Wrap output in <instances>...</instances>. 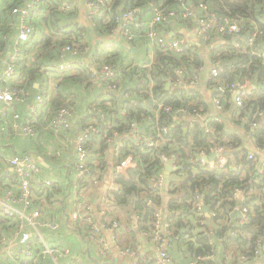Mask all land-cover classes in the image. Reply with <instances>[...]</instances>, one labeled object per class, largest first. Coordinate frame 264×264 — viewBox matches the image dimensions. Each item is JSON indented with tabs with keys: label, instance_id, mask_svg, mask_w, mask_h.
Wrapping results in <instances>:
<instances>
[{
	"label": "trees",
	"instance_id": "trees-1",
	"mask_svg": "<svg viewBox=\"0 0 264 264\" xmlns=\"http://www.w3.org/2000/svg\"><path fill=\"white\" fill-rule=\"evenodd\" d=\"M30 1L0 0V53L7 60L12 56L10 54L6 57L8 46L10 42L19 40V29L23 19L20 17V12H14V9L25 7ZM49 1L40 0L39 7L31 9L24 18L26 23L35 28L28 39L19 40L17 45L20 49L17 71L20 69L26 80L14 81L12 79L7 80V83L28 91L29 95L26 97V102H29L32 99L30 94L34 93V81L32 80L37 76H43L49 70L58 71L59 74L70 73L76 68H78L79 73L74 76L71 75L68 81L61 83L57 93L50 98L40 90L44 85L35 91V95L37 93L40 95L42 92L41 95L43 94L44 100L38 101L37 112L26 120L34 127V133H30L31 135H40L43 133L42 129L44 128L55 130L51 127V121L58 110L64 107L71 110L72 106L74 107L71 94L65 93L72 90L73 84L71 82L73 79L78 80L74 85V89L79 86L93 84L90 80V67L87 64L76 65L75 68L63 72L51 66L53 60L57 61L61 55L64 56L66 53L64 51L65 46L70 45L76 48L79 42L86 39L87 34L85 29L77 27L72 19L64 24L60 15L65 11L60 5H58V9L56 8V0L52 3H49ZM149 1H152L156 6L158 5V7L174 10L176 13H182L184 7L190 6L193 10L196 8L195 11L198 15H204V12H201L199 8L197 9V6L199 3H205L208 5L209 10L221 16L241 18V48L233 43L230 35L218 39L217 31H212L210 42H215L214 46L210 42H203L200 47L192 45L180 53L161 51L157 48L155 61L151 68L137 65L122 67L110 57L107 58L105 53L97 54L98 56H95L97 62L110 64L120 69L123 74L122 84L129 93V97L119 99L113 93L106 94L102 92L99 98L92 102V104L98 103L101 106L103 114L95 116L93 113H87L85 124L92 118L99 119V132L89 135L87 146L95 152H103L106 149L103 134L106 133L109 136L112 134L113 129H117L121 132L123 143L120 153L116 155L117 158H122L129 152L134 153L137 157L138 168L128 171L130 178L120 179L121 189L118 193H114L116 203L125 211L129 224L134 215H139L140 222L146 225L143 229L153 230L152 223L154 222L155 210L148 203L149 199L152 198L158 204H165L166 215L173 222L174 240L179 246L188 251L192 260H198L199 256H213L217 254L218 247L222 249V252H240L247 257V260L259 257L264 254V252L257 253V241L262 240L264 244V166L261 172L254 168L253 161L248 158L251 150L243 147L244 138L242 135L231 132L227 136L224 122L214 123L217 130L216 135L205 131L199 124L187 131L180 130V125L174 124L175 116L172 113L162 111L157 121L161 124H174L170 132L172 141L165 144L162 149L167 151L174 161L178 162L179 167L171 172L170 179L166 182L163 190H159L157 185H154L153 177L163 171L162 162L155 156L153 151L138 146H130L132 139L127 138L126 133L129 131L131 123L142 124L145 131L152 129L154 123L148 118L153 116L157 108L154 99L164 102V105H170L174 109L185 107L192 110L194 103L198 102L199 97L202 95L198 89L187 93L182 92V90L167 89V79L175 77L177 67H185V74L192 75L197 68L209 67L211 64L220 61L219 74L209 81V85L211 87L221 86L225 89L222 92L224 107L231 114L235 113L229 118L230 122L233 126L241 128L245 133L244 136L251 133L255 140L253 143L254 149L263 147L264 119L253 130L250 127L249 120L256 111H264V88L256 89L245 100L242 108H236L232 102L230 86L246 78H250L253 84L258 87L264 85V58L252 52V50L264 49V0H186L182 4L177 0H112L111 11L105 12L103 16L94 15V24L96 28L110 29L114 15L127 9L134 10L136 6L144 5V2ZM122 3L126 4V8H119ZM144 6L148 8L152 4ZM42 9L43 12H40ZM183 24L191 28L194 26L195 21L189 17L180 20L176 24L171 22L161 23L158 28L168 34L174 29V26ZM255 25L262 30V35L251 46L247 43L246 38L254 33ZM57 33L62 34V38H56ZM35 49H38V53L36 52V61L38 62L35 66L28 67L27 57L30 51L32 52ZM204 51H207V54ZM129 76L131 78H128ZM70 79L71 82L69 83ZM133 82L134 84H131ZM150 82L154 83L152 95L146 91ZM3 84L6 83L3 82ZM204 106L208 108L209 103L205 101ZM45 110L48 113L44 120ZM123 111H125L124 114L121 113ZM109 121L113 123L111 128L106 126ZM218 143L243 148L234 156L228 157L226 164L228 169L226 171L223 169L211 171L202 169L195 160L198 152L200 150L211 152ZM233 161H236L241 167L239 171H234L231 168ZM236 188L242 189L245 197L238 200L234 199ZM250 192L252 194L249 195ZM167 194L170 196L166 200ZM197 194H202L205 205L215 215L195 214L192 200ZM247 196L249 199L245 201L244 198ZM245 205L252 206V210L247 213V219L244 220V214L238 208ZM8 219L10 218L8 217ZM10 221L11 219L7 220L0 216V229L4 225L13 227L15 223H10ZM206 222H212V226ZM153 262L155 261L152 259L143 260L140 264H152ZM197 264H217V261L211 259L198 260Z\"/></svg>",
	"mask_w": 264,
	"mask_h": 264
},
{
	"label": "crops",
	"instance_id": "crops-1",
	"mask_svg": "<svg viewBox=\"0 0 264 264\" xmlns=\"http://www.w3.org/2000/svg\"><path fill=\"white\" fill-rule=\"evenodd\" d=\"M53 1L54 0H50L49 3ZM144 3V5L152 4V6L147 8V6L145 7L141 4L134 8L136 15L134 19H132V28L135 37L132 39L134 42H132V40H127L123 37L121 33L112 34L110 29L106 28L105 30L104 28H96L94 16L91 15L86 5V0H56V8L58 9V5H60L65 11L60 15L63 23L66 24L69 19H72V22L75 21L74 24L77 25V27L85 29L87 36L86 39L79 42L76 47L78 52L76 55L72 56L70 52H63L65 53L64 56L62 57L61 55L60 59L57 61L53 60L51 66L63 72L64 70L59 68L61 61L63 59L74 58L76 62L73 68H75L76 65L87 64L91 69L93 65L92 57L98 56L97 54L99 53H105L107 58L110 57L122 67L126 65L139 66V64L153 65L157 47L147 36V24L153 18L155 8L158 7V5H154L152 1ZM125 5V3H122L119 8L124 9L126 8ZM38 7L39 6L36 8ZM40 12H43V9ZM142 21L145 23L144 26L136 25L137 22ZM196 28V23L191 28L186 26V24L180 26L176 25L171 32L166 34L170 38L184 36L187 40H190L189 35L193 32H197ZM46 31L49 32L48 30ZM55 37L62 38V34L57 33ZM18 41L10 42L6 57L10 54H14L16 49L19 48L17 46ZM210 44L214 46L215 42H210ZM36 52L38 53V49L32 50V52L30 51L27 57L28 67L35 66L36 62H38L36 61ZM204 52L207 54V51ZM0 61V84H3L5 65L8 60L2 57ZM43 70L45 69L43 68ZM76 73H79L78 68L72 70L70 73L62 74H59L58 71L49 70L46 72V76L40 75L35 79L33 78L34 93L30 94L32 99H30L29 102L14 101L6 104L0 101V110L6 109L5 113L0 112V149L10 156L16 154H30L40 167L42 179L52 181L53 184L50 187H41L37 190V197L34 199L33 206L41 209V221H55L59 224L57 229H50L46 226H40L38 229L34 226L22 227L21 220L17 216L11 218L12 216L6 215L1 209L0 203V216L7 220L11 219L10 223H15L13 227L4 225V227H1L4 230L0 229V235H4L9 240L8 244H0V264H16L14 256L22 254L28 243L33 245V253L30 256L22 257L26 264H65L66 262H70L71 264H137L134 257L122 255L115 246L113 249H110L105 258H102L97 252V244L89 242L86 239L85 233L78 229L82 226L76 227V223L73 222V213L78 211L76 197L80 195V193H83L86 200L93 205V211L97 221L111 219L113 217L121 223V228L118 230L117 243L122 248H139L147 255L143 260L152 259L155 261L152 264H157V246L149 237L152 229H143L146 225L140 222L139 215H134L132 220L129 221V224L125 211L116 203L115 197H113V200L105 199L104 197L109 190H113V194L118 193L121 189V178H130L129 172L120 173L116 169L118 158L113 147L106 148L103 152L100 151V153L91 150L89 162L92 171L85 182L86 176L80 174V171L76 168L77 150L75 140L80 136L84 128L90 105L94 100L99 98L102 92H104L103 85L92 81V85H83L74 89V85L78 80L73 79L71 82L70 79L69 83L71 82L73 84L72 90L70 92H65L71 94L74 104V107L72 106L71 109L70 129H60L57 132L50 128H44L42 129L43 133L40 135H31L24 133L22 128L14 127V122L16 120L23 126L27 123L26 120L37 112L39 106V93L35 95L37 89H40L44 85L40 90L50 98L57 93L61 83L68 81L71 75L74 76ZM128 78L131 77L129 76ZM19 79L26 80L22 72H20V69L16 72L13 80L18 81ZM69 83L68 85H70ZM131 84H134V82ZM256 86V84L252 85V87ZM181 88L194 90L197 87L184 86ZM167 89L169 88L167 87ZM197 89L202 95L207 97L210 96V92L206 85H202ZM234 93L235 92L232 93L233 104L235 102ZM47 113L48 111L45 110L43 114L44 120ZM16 114H19L20 118H16ZM224 119L223 122L226 124L225 131L227 136L231 133L230 128L236 129V133H239L244 138L243 147L250 148L251 151L254 150V141L251 133L244 136L245 133L241 128L233 126L228 117L225 116ZM243 147H231V149L226 151V154L228 157H232L240 152ZM231 151L235 152L233 154H228ZM233 163H236V161H233ZM94 179H98L99 182L94 184ZM17 182L18 178L12 165L6 161L0 160V200L6 195L7 189H13L15 192L19 193L20 187ZM113 185H118V187L114 188ZM169 196V194L166 195V200ZM150 205L154 207V210L161 206L163 208L164 217L167 220L169 219L166 215L164 203ZM17 206L20 209L24 208L22 203H19ZM104 210L112 217L101 215ZM124 216L125 219L123 221ZM8 217L10 219H8ZM206 223L212 226V222ZM182 232H184V230H182ZM102 235L105 241H112L113 234L109 229H104ZM122 242L126 243L127 247H124ZM46 246L59 249L61 252L68 250L69 255L56 257L50 254L43 257V250ZM172 254L174 259L170 264H190L192 261H197L198 263V260L191 259L188 251L179 246L174 238L172 241ZM241 255L243 254L237 251L222 252V249L218 247L217 254L213 255L211 260L217 261V264H264V254L251 260L241 259ZM143 260H139L138 264Z\"/></svg>",
	"mask_w": 264,
	"mask_h": 264
},
{
	"label": "built area",
	"instance_id": "built-area-1",
	"mask_svg": "<svg viewBox=\"0 0 264 264\" xmlns=\"http://www.w3.org/2000/svg\"><path fill=\"white\" fill-rule=\"evenodd\" d=\"M179 3H185L186 0H177ZM40 0H31L26 4L25 7L15 8L14 12H20L22 19V24L20 28V33L18 35L19 40H26L29 38L30 33L35 29L32 25L26 23L24 18L28 15L31 9L39 6ZM86 5L90 10L91 15L103 16L105 12H110L112 7V0H86ZM204 12V15H198L190 6L183 8L182 13H176L174 10H169L165 7H156L155 14L153 18L148 22L147 36L150 41L161 51H175L184 52L190 46L195 45L194 40H187L184 36H178L170 38L166 33L160 31L158 25L161 23L171 22L176 24L184 18L191 17L196 23V36L195 39L199 40L201 45L203 42L209 43L212 38V31H217L218 39L224 38L230 35L232 38L238 37V41L234 43L238 48H241V18H231L229 16H221L214 11L209 10V7L205 3H199L197 9ZM136 13L132 9H127L114 15L113 23L110 28L112 34L121 33L123 37L127 40H132L135 37L134 30L132 28V19H134ZM264 21V16H263ZM111 22V20H110ZM144 22H137L136 25L144 26ZM262 35V30L255 25L254 33L246 38L249 45L253 46L257 39ZM65 52H70L72 56L76 55L77 49L67 45L64 47ZM253 53L258 54L264 58V49L255 51ZM20 57V49L17 48L15 53L12 54L10 59L7 61L4 70L3 82L6 84H0V101L9 104L14 101L26 102V97L29 95L28 91L18 86H11L7 83V80H12L17 72V60ZM93 58V65L90 69V80L95 83H100L104 87V93L114 94L119 99H124L129 97V93L123 87L122 78L123 74L119 68L106 64L97 62L95 56ZM0 60H2V55L0 53ZM76 60L63 59L59 65L61 70L73 69ZM152 64H139V66L151 67ZM221 69V62L217 61L211 64L209 67H200L194 70L192 75L185 74V67H177L175 69V77H169L167 79L166 85L171 90H182V92H189L192 90L182 89L184 86H191L200 88L202 85H206L210 96L201 95L194 103V108L188 110L187 108H173L170 105H164V102L157 101L154 99V103H157V108L154 111L153 116H149V120L154 123L152 129L145 131L142 124L131 123L129 131L126 133L127 138L132 139L131 145L138 146L148 151H153L155 156L162 162L164 169L156 176L153 177L154 185H157L159 190H163L166 185V169L169 161H171V171L178 169V162L174 161L170 154L163 150L162 147L170 143L171 140V129H173L174 124L180 125V130L187 131L192 129L199 124L204 128L205 131L213 133L216 135L217 130L214 126L216 122H223L224 117L230 118L231 112L227 111L224 107L222 100V92L225 90L221 86L211 87L209 81L217 77ZM253 82L250 78L244 80H239L230 86V91L235 95V106L242 108L244 106L245 100L250 97L254 91L261 87H252ZM154 83L150 82L147 86V92L152 95V89ZM196 88V89H197ZM44 100L42 95L38 96V101ZM207 101L209 107H205L204 103ZM6 109H1V113H5ZM35 112V110L33 109ZM162 111L167 113H172L175 116V123L172 125L161 124L157 121ZM89 112L95 114V116L103 114L101 106L98 103H93ZM122 114L125 111L121 112ZM239 114V112H237ZM16 118H20L19 114L15 115ZM71 110L67 107L58 110L56 115L51 121V127L57 132L60 129H70L71 127ZM264 119V111H256L252 118L249 120L251 129H255L260 121ZM99 119L92 118L86 122L80 136L75 140L77 156H76V168L80 171V174L86 176L84 182L90 176V162L89 157L91 155V149L87 146L88 137L93 133L99 132L98 127ZM113 123L109 121L106 126L111 128ZM231 126V125H229ZM15 128H22L24 133L30 134L34 133V127L30 123H26L23 126L16 120L14 122ZM142 128V130H140ZM230 132H236V129L230 128ZM170 134V135H169ZM103 141L106 148L113 147L115 154L120 153V149L123 147L121 132L117 129L112 130L111 135L103 134ZM255 142V140L253 139ZM231 149V146L218 143L216 144L211 152L206 150H200L196 157V161L199 166L206 170H216L223 169L226 171V164L228 162L227 150ZM212 154H216L215 158H211ZM248 158L253 161L254 168L261 172L264 166V146L261 148H255L248 154ZM0 160L6 161L15 170L16 175L19 178L18 185L20 187L19 193L15 192L13 189H7L6 195L0 200L2 211L8 216H17L21 220L22 227L34 226L36 229L40 226H46L50 229H57L59 224L55 221H41L42 211L39 208L33 206L34 199L37 197V190L41 187H50L53 183L52 181H46L41 177V171L38 164L33 160L30 154H16L8 155L0 149ZM139 162L134 153L129 152L122 158H119L116 164V169L118 172L128 173L131 169L138 168ZM231 168L234 171H239L241 168L238 164L233 163ZM98 179H94L93 183H98ZM92 183V182H91ZM117 188L118 185H113ZM160 192V191H159ZM161 193V192H160ZM251 192L249 193V195ZM105 199L113 200L114 194L113 190H109L105 194ZM241 197H245V193L242 189L236 188L234 193V199L238 200ZM248 196L244 200H248ZM150 204H157L154 199H149ZM22 203L24 208H18V204ZM76 204L78 205V211L73 213V222L76 223V227L85 233L86 239L89 242H94L97 244V252L102 258L106 257V254L113 249L114 246L119 250L122 255H129L136 259L137 264L139 260H143L147 257L141 249H124L118 243V230L121 228V223L109 215L105 210L102 211L101 215L111 216V219H104L97 221L96 216L93 211V205L88 202L83 193H80L76 197ZM193 210L197 215L211 216L215 213L208 209V215L204 212L205 203L202 198V194H197L192 200ZM241 209L244 214V220L247 219V213L252 210V206L245 205ZM29 210V211H27ZM172 220L166 219L163 215V208L159 206L154 212V222L153 230L149 237L151 241L157 246L158 257L157 264H170L174 256L172 255V241L174 238V230L172 229ZM104 229H109L112 235V241H105L102 235ZM235 234V233H233ZM9 240L4 236L0 235V244H8ZM264 244L262 240L257 241V253H262ZM33 253V245L28 243L22 254L14 256L16 264H26L25 260L22 259L24 256H30ZM54 255L56 257L68 256L69 251H60L59 249L51 248L46 246L43 250V257L46 255ZM212 255L199 256L198 260L212 259ZM241 259H246L247 257L241 255ZM65 264H71L66 262ZM182 264V263H179ZM190 264H197V261H192Z\"/></svg>",
	"mask_w": 264,
	"mask_h": 264
},
{
	"label": "water",
	"instance_id": "water-1",
	"mask_svg": "<svg viewBox=\"0 0 264 264\" xmlns=\"http://www.w3.org/2000/svg\"><path fill=\"white\" fill-rule=\"evenodd\" d=\"M189 3H191V1H189ZM195 36H196V32H193L191 35H189V39L194 40L195 45L200 47L201 46V43H200L199 40L195 39ZM236 41H238V37H234L233 38V43H236ZM140 130H142V128ZM234 152L235 151H231L228 154H233ZM215 157H216V154H212L211 155V158H215ZM171 170H172L171 169V161H169L168 166H167V169H166V181L167 182L170 179L169 176H170V174L172 172ZM204 212L207 213V215H208V207L207 206H204Z\"/></svg>",
	"mask_w": 264,
	"mask_h": 264
},
{
	"label": "rangeland",
	"instance_id": "rangeland-1",
	"mask_svg": "<svg viewBox=\"0 0 264 264\" xmlns=\"http://www.w3.org/2000/svg\"><path fill=\"white\" fill-rule=\"evenodd\" d=\"M248 147H250V146H248ZM151 181V180H150ZM154 182V181H153ZM124 219H125V216H124V218H123V221H124ZM130 238V237H129ZM122 245L124 246V247H127V245H126V243H124V242H122Z\"/></svg>",
	"mask_w": 264,
	"mask_h": 264
}]
</instances>
